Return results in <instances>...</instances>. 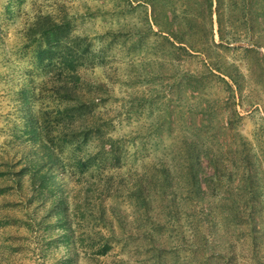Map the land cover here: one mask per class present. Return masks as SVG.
I'll list each match as a JSON object with an SVG mask.
<instances>
[{"label": "rangeland", "instance_id": "rangeland-1", "mask_svg": "<svg viewBox=\"0 0 264 264\" xmlns=\"http://www.w3.org/2000/svg\"><path fill=\"white\" fill-rule=\"evenodd\" d=\"M48 29L61 35L47 43ZM240 35L194 32L200 51L185 50L146 0H0V264H68L57 195L32 184L41 145L59 160L71 264H264V50ZM187 143L203 200L185 187ZM151 174L146 210L136 189Z\"/></svg>", "mask_w": 264, "mask_h": 264}, {"label": "trees", "instance_id": "trees-1", "mask_svg": "<svg viewBox=\"0 0 264 264\" xmlns=\"http://www.w3.org/2000/svg\"><path fill=\"white\" fill-rule=\"evenodd\" d=\"M147 8L150 10L153 25L158 28L160 33L171 44L176 45L179 49L200 51L197 45L185 38V36H192L194 32H197L198 34L200 33L206 42L212 44H215V36H217L220 42L230 44L238 42L240 34H244L248 38L249 44L261 47L264 50V43L260 40L264 38V35H261V32L264 31V0H146ZM60 32L48 29L45 32L46 42L49 43L53 38H57L58 35H61ZM262 58L259 57V60L264 72V59ZM216 70H220L222 74L228 76L238 86L239 83L233 75L223 71L220 67H216ZM31 132L35 133L33 130ZM35 140L38 139L36 138ZM41 146H43L41 148V164H38V168L34 171L39 173V176L35 180L37 182H33L32 184L42 189L48 186L51 193L55 192L54 197L57 195V198L53 199V204L49 211L51 214L56 212L57 219L54 221V224L58 229V234L66 240L64 244L69 251L66 263L69 264L73 260L71 256L74 254L75 240L68 238L73 231L68 219L70 215L64 199H62L63 196L56 194L55 190V188L58 190L59 186L57 185V181L54 180L55 176L52 172L53 167L56 168L59 164V160L57 155L51 153L45 145ZM186 156L188 159L186 177L188 179L185 187L190 188L189 193L191 192L195 198L203 200L209 192V183L205 178L201 177V174L204 172L200 157L201 153L195 144L187 143ZM159 170L161 171V182L163 181L166 188H171L174 177L170 173V168L163 165ZM52 176H54V179ZM250 178H253L251 172ZM203 180L206 187H203ZM161 182L159 176L151 174V177L147 179L146 193L145 187L137 183L136 203L139 206H146L147 210L149 208V200L151 199L150 189L152 187L156 188ZM84 198L87 199L86 196ZM232 202H235V200L232 199ZM109 210L122 222L120 215L116 213L114 207H110ZM105 211V206L99 203V218L104 219ZM152 244L158 248L154 242ZM109 248V243H106L101 248L96 249L95 254H105ZM156 256L158 258V255Z\"/></svg>", "mask_w": 264, "mask_h": 264}]
</instances>
